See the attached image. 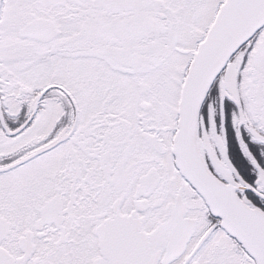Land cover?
<instances>
[{
    "label": "snow or ice",
    "instance_id": "6c2138e0",
    "mask_svg": "<svg viewBox=\"0 0 264 264\" xmlns=\"http://www.w3.org/2000/svg\"><path fill=\"white\" fill-rule=\"evenodd\" d=\"M0 264H264V0H0Z\"/></svg>",
    "mask_w": 264,
    "mask_h": 264
}]
</instances>
